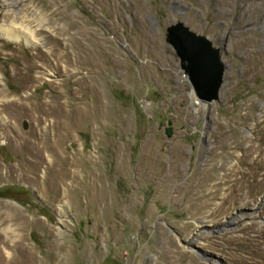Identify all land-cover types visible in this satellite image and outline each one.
<instances>
[{
	"label": "rangeland",
	"instance_id": "rangeland-1",
	"mask_svg": "<svg viewBox=\"0 0 264 264\" xmlns=\"http://www.w3.org/2000/svg\"><path fill=\"white\" fill-rule=\"evenodd\" d=\"M6 21L35 44L0 33V248L22 264H264V0H0ZM176 21L221 47L218 100L192 95ZM39 102L57 109L40 123ZM8 121L48 145L36 174Z\"/></svg>",
	"mask_w": 264,
	"mask_h": 264
},
{
	"label": "water",
	"instance_id": "water-1",
	"mask_svg": "<svg viewBox=\"0 0 264 264\" xmlns=\"http://www.w3.org/2000/svg\"><path fill=\"white\" fill-rule=\"evenodd\" d=\"M165 39L178 58L180 69L188 76L194 97L204 104L218 100L225 72L221 47L182 21L166 28ZM165 134L172 135L171 127L165 128Z\"/></svg>",
	"mask_w": 264,
	"mask_h": 264
},
{
	"label": "bare ground",
	"instance_id": "bare-ground-1",
	"mask_svg": "<svg viewBox=\"0 0 264 264\" xmlns=\"http://www.w3.org/2000/svg\"><path fill=\"white\" fill-rule=\"evenodd\" d=\"M8 1V0H7ZM8 6H13V3H11V1H10V3H9V5ZM10 9H11V7H9ZM13 8V7H12ZM9 9V13H11L12 11ZM8 13V15L10 16L11 14H9ZM14 13V12H13ZM14 21H15V19H14ZM14 21H6L5 23H2V24H0V33L7 39V40H9V41H12V42H21V41H26L27 43H29V44H35V37H29L28 35H26L27 34V32H26V34L25 33H23V32H25V31H23V32H21V30H18V29H20V27L17 25V23L16 22H14ZM22 28V27H21ZM23 28H24V26H23ZM28 30V29H27ZM79 46V45H78ZM59 47V46H58ZM57 48V47H56ZM54 49V48H53ZM58 49V48H57ZM61 50H62V48H61ZM80 50H82V49H80ZM78 51V53H80L81 51ZM84 50V49H83ZM43 51V50H42ZM77 51V50H76ZM86 51V50H85ZM88 51H89V49H88ZM62 52V51H61ZM64 52V51H63ZM55 53V52H54ZM77 53V54H78ZM39 54V53H38ZM46 54V53H45ZM50 54V53H49ZM56 54V53H55ZM66 54V53H65ZM81 54V53H80ZM39 55H42V54H39ZM43 56V55H42ZM72 56V55H71ZM93 56V55H92ZM57 57V56H56ZM90 57V56H89ZM55 57H53V59H54ZM71 58V57H70ZM70 58L68 59L67 57H60L59 56V59H60V62H61V60L63 61V62H65L67 65H71V60H70ZM93 58V57H92ZM78 59V58H77ZM51 60V59H50ZM73 60V59H72ZM75 60V59H74ZM86 60H88V59H86ZM54 61H55V59H54ZM81 62V61H80ZM89 61H87V63H88ZM93 62V61H92ZM91 62V63H92ZM64 63V64H65ZM86 63V62H85ZM66 65V66H67ZM79 65V64H78ZM96 65V64H95ZM94 65V66H95ZM85 66V65H84ZM94 66H92V68H94ZM59 67H61V66H59ZM69 67V66H68ZM72 67V66H71ZM82 67V66H81ZM77 68V67H76ZM87 68V67H86ZM92 69H90V71H91ZM19 71V70H18ZM22 71L23 70H21V72H20V75H21V73H22ZM16 74H19V72L17 73L16 72ZM23 74V73H22ZM93 74V73H92ZM19 76V75H18ZM17 76V77H18ZM25 76V75H24ZM23 77V76H22ZM16 79V78H15ZM23 79V78H22ZM85 79H87L86 77H84V78H79L78 80L80 81V82H83V80H85ZM23 83H25V88H28L29 87V85H28V81L26 80V81H23ZM77 95V94H76ZM192 95H193V92H192ZM10 95H9V93L8 92H6L5 90H2V89H0V107H6V105H10V103L12 102V99H10V97H9ZM59 98V97H58ZM60 98H61V96H60ZM14 99V98H13ZM20 99V98H19ZM82 99V98H81ZM14 100H16V99H14ZM195 100V99H194ZM196 101V100H195ZM22 102V101H21ZM48 104V103H47ZM46 103H37L36 105H32V106H30V109L29 108H27L28 106H25V104H21V108H22V110L24 109V110H28L29 109V111L30 112H32L34 115H35V120L38 122V123H40L41 121H44V120H46V119H48L50 116H53V114L55 113V111L57 110H55V109H53L52 108V106H49V105H47ZM54 104V103H53ZM58 104V103H57ZM196 104H198V102H196ZM202 104H204V103H202ZM60 105V107L59 108H63V106H61V104H59ZM58 106V105H57ZM55 107V106H54ZM204 107H205V105L203 106V109H204ZM61 108V109H62ZM61 109H58V110H61ZM2 110V109H1ZM63 110V109H62ZM77 110V109H76ZM57 112H59V111H57ZM56 112V113H57ZM61 112V111H60ZM73 113V112H72ZM1 114H2V112H0V119H1ZM81 114V113H80ZM58 116H59V114H57ZM55 118V117H54ZM57 119V118H56ZM59 119V118H58ZM54 120V119H53ZM57 123V122H56ZM40 125V124H39ZM57 127V126H56ZM58 128V127H57ZM58 133V132H57ZM60 133V132H59ZM5 134L7 135V138H9L10 140H14V141H16V142H18L19 143V147H21L22 149H23V151H25L26 149H28L27 151H25V152H29V153H32L33 155H34V158H32V157H29V156H27L26 155V158H25V161H27V162H30V167L28 168V169H30L31 168V166H34L35 168H34V171H33V173H35L37 170H39L43 165H44V163H46L45 161H46V152H49L48 150H49V147H48V145H46L45 143H43L42 141H41V139L40 138H38V136H36V137H32V138H30V139H24L23 137H22V135H20L19 133H17L16 132V129L14 128V125L11 123V121H8V124H6L5 125ZM61 135V134H60ZM35 136V135H34ZM41 137V136H40ZM44 139V138H43ZM51 147V146H50ZM24 153V152H23ZM67 160V159H66ZM52 164V163H51ZM2 166V165H1ZM52 166H53V164H52ZM23 167H25L24 165H23ZM50 167H48V169H49ZM25 169H27V168H25ZM28 169H27V171H28ZM47 169V170H48ZM49 172V171H48ZM36 174V173H35ZM0 176H1V174H0ZM38 179V178H37ZM19 246V245H18ZM16 247V246H15ZM22 247V246H21ZM19 248V247H18ZM17 248V249H18ZM23 250V249H22ZM13 251H14V246H13V244L11 245V244H8V243H3V247L2 248H0V264H22V263H20V261L18 260V258L16 257V256H14L13 255ZM15 251H16V249H15ZM18 252V251H17ZM19 255V254H18ZM21 256V255H20ZM20 258V257H19ZM23 259V258H22ZM23 261V260H22ZM29 261V260H28Z\"/></svg>",
	"mask_w": 264,
	"mask_h": 264
},
{
	"label": "flooded vegetation",
	"instance_id": "flooded-vegetation-1",
	"mask_svg": "<svg viewBox=\"0 0 264 264\" xmlns=\"http://www.w3.org/2000/svg\"><path fill=\"white\" fill-rule=\"evenodd\" d=\"M178 7V6H177ZM178 9H179V7H178Z\"/></svg>",
	"mask_w": 264,
	"mask_h": 264
}]
</instances>
